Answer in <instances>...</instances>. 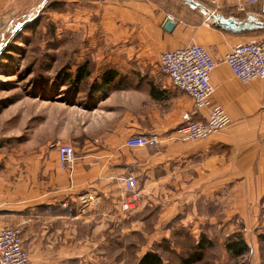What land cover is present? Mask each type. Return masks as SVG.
I'll return each mask as SVG.
<instances>
[{"label": "crops", "instance_id": "1", "mask_svg": "<svg viewBox=\"0 0 264 264\" xmlns=\"http://www.w3.org/2000/svg\"><path fill=\"white\" fill-rule=\"evenodd\" d=\"M10 1L0 0V12ZM90 3L99 29L69 32L79 47L64 48L74 60L71 79L78 69L86 74L75 104L37 95L30 110L0 112V227L20 228L30 264H119L113 251L121 235L136 229L134 215L144 216L139 224L151 244L171 237L173 221L193 231L194 244L200 234L207 247L195 264H229L233 232L252 263L264 264V79L241 83L223 63L233 46L264 35L256 28L264 25V0ZM166 14L172 31L163 29ZM214 16L253 28L230 31ZM189 44L202 46L217 64L212 102L231 119L198 142L178 141L176 131L206 118L207 110L196 109L159 72L161 54ZM133 136H156L158 145L128 147ZM61 145L74 152L71 170L59 167ZM131 170L141 200L123 212L120 179ZM84 191L95 205L78 219L76 197Z\"/></svg>", "mask_w": 264, "mask_h": 264}, {"label": "rangeland", "instance_id": "2", "mask_svg": "<svg viewBox=\"0 0 264 264\" xmlns=\"http://www.w3.org/2000/svg\"><path fill=\"white\" fill-rule=\"evenodd\" d=\"M90 4V0H11L0 12V112L30 110V99L37 95L44 98L50 95L59 102L75 104L79 84L71 79L73 73L69 69L74 60L71 62L69 55L64 54V48L79 47L75 44L77 40L68 38L69 32L83 27L99 29L94 15L96 8ZM48 48L53 49L51 54ZM82 89H87V82ZM134 218L136 229L129 235H121L119 246L113 251L119 264H137L147 249H155L165 261L176 263L194 244L193 231L181 228L174 221L169 224L171 237L151 244L144 236L143 225L139 224L144 222V216L134 215ZM237 234L240 233H232L231 241L237 242ZM197 238L200 239V234ZM106 250L111 255V248ZM247 253L228 257L229 264H253Z\"/></svg>", "mask_w": 264, "mask_h": 264}, {"label": "built area", "instance_id": "3", "mask_svg": "<svg viewBox=\"0 0 264 264\" xmlns=\"http://www.w3.org/2000/svg\"><path fill=\"white\" fill-rule=\"evenodd\" d=\"M200 1V0H194ZM215 2V0H208ZM259 0H244L245 5L257 4ZM243 6V4L241 5ZM167 20H173L166 14ZM223 63L232 76L241 83L264 79V35L240 43L231 48L224 56ZM217 64L208 52L197 44H189L161 54L159 72L167 76L177 90L187 94L198 110H207L206 118L191 121L178 128L176 137L181 142H198L208 139L212 134L227 128L231 119L227 111L219 104L212 102L213 86L211 74ZM131 148L153 150L158 145L156 136H133L126 141ZM59 167L71 170L74 163V152L69 145H61L57 150ZM124 197L120 201V210L128 212L139 206L141 192L138 175L129 171L121 179ZM75 218L87 216L95 198L91 192L84 191L77 195ZM0 264H30L29 254L22 244V234L18 227H0Z\"/></svg>", "mask_w": 264, "mask_h": 264}, {"label": "trees", "instance_id": "4", "mask_svg": "<svg viewBox=\"0 0 264 264\" xmlns=\"http://www.w3.org/2000/svg\"><path fill=\"white\" fill-rule=\"evenodd\" d=\"M84 70L85 69L77 70L74 81L79 83L81 79L85 77L84 75L86 74ZM206 243L207 241L203 237H200L199 241L196 244H193L192 248H190V251H186L176 263L165 261L162 256L154 249L150 252L147 251L146 253H144L137 261V264H195L201 260L203 253L207 247ZM226 249L227 251H229L232 257L243 255L248 250L247 246L243 244V241L241 239H238L237 242L228 244L226 246Z\"/></svg>", "mask_w": 264, "mask_h": 264}, {"label": "water", "instance_id": "5", "mask_svg": "<svg viewBox=\"0 0 264 264\" xmlns=\"http://www.w3.org/2000/svg\"><path fill=\"white\" fill-rule=\"evenodd\" d=\"M189 3H192V0H185ZM193 5L197 6V4L193 3ZM213 19L217 22L218 25H220L223 28H226L230 31H241V30H249L252 29L253 27L249 25L250 22H244V23H237L233 20L229 19H223L220 17H213ZM175 27V23L171 22L170 20H166L163 24V29L166 31H172L173 28ZM256 28H264V25L257 26Z\"/></svg>", "mask_w": 264, "mask_h": 264}]
</instances>
